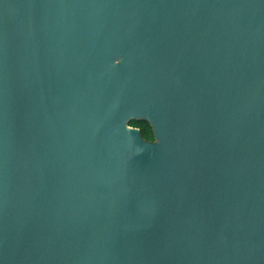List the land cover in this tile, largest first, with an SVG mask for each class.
<instances>
[{"label":"water","instance_id":"95a60500","mask_svg":"<svg viewBox=\"0 0 264 264\" xmlns=\"http://www.w3.org/2000/svg\"><path fill=\"white\" fill-rule=\"evenodd\" d=\"M0 264H264V0H0Z\"/></svg>","mask_w":264,"mask_h":264},{"label":"trees","instance_id":"16d2710c","mask_svg":"<svg viewBox=\"0 0 264 264\" xmlns=\"http://www.w3.org/2000/svg\"><path fill=\"white\" fill-rule=\"evenodd\" d=\"M128 126L138 129L140 136L145 141H153L151 129L147 122L142 120H131Z\"/></svg>","mask_w":264,"mask_h":264}]
</instances>
